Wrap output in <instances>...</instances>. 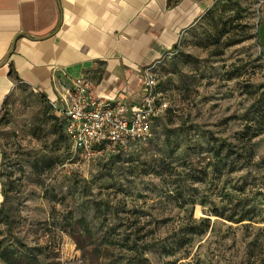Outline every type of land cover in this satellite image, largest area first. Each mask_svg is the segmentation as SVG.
Listing matches in <instances>:
<instances>
[{
  "label": "rangeland",
  "instance_id": "374dc122",
  "mask_svg": "<svg viewBox=\"0 0 264 264\" xmlns=\"http://www.w3.org/2000/svg\"><path fill=\"white\" fill-rule=\"evenodd\" d=\"M197 1L200 17L152 64L166 108L145 144L86 161L46 98L15 81L0 113V252H29L41 264H264L255 36L264 4ZM88 229L100 252L83 261L69 232L91 249Z\"/></svg>",
  "mask_w": 264,
  "mask_h": 264
},
{
  "label": "crops",
  "instance_id": "0c3cea01",
  "mask_svg": "<svg viewBox=\"0 0 264 264\" xmlns=\"http://www.w3.org/2000/svg\"><path fill=\"white\" fill-rule=\"evenodd\" d=\"M201 12L197 0H0V113L16 80L49 101L83 76L93 94L137 105L143 68ZM3 160L0 146V204Z\"/></svg>",
  "mask_w": 264,
  "mask_h": 264
},
{
  "label": "built area",
  "instance_id": "2783aa9c",
  "mask_svg": "<svg viewBox=\"0 0 264 264\" xmlns=\"http://www.w3.org/2000/svg\"><path fill=\"white\" fill-rule=\"evenodd\" d=\"M142 87L139 103L130 106L93 94L91 80L83 76L69 79L48 102L64 120V132L73 151L89 161L104 150L148 142L153 120L166 108L157 90L153 65L143 68Z\"/></svg>",
  "mask_w": 264,
  "mask_h": 264
},
{
  "label": "trees",
  "instance_id": "16d2710c",
  "mask_svg": "<svg viewBox=\"0 0 264 264\" xmlns=\"http://www.w3.org/2000/svg\"><path fill=\"white\" fill-rule=\"evenodd\" d=\"M259 12H260V14H264V6L259 8ZM260 22H261V19L258 20L256 31H255V36L257 38L256 41H257V44L259 46H260V44H259V39H258V26H259ZM260 56L263 57L262 50L260 51ZM263 60H264V58H263ZM57 119L60 122V126L62 128V132L65 135V132H64V120L62 118H60L58 115H57ZM65 137H66V135H65ZM67 140H68V138H67ZM3 159H4V154H3ZM3 196H4V189H3ZM69 236L72 239V241L75 243L76 248L78 250H80L81 256L83 258V261L88 260L89 255L91 253H93V252H98L99 253L100 252L99 248L97 246H94L93 242L91 241V234H90V230L89 229L86 232V236L89 239V244L88 245H93L91 249H88L87 246H85L82 243V236H81V234L79 232H76V231L69 232ZM0 256L5 261L6 264H41L39 259H38V257L36 255H34V254L29 253V252L10 251V250L5 248V249L1 250Z\"/></svg>",
  "mask_w": 264,
  "mask_h": 264
},
{
  "label": "water",
  "instance_id": "95a60500",
  "mask_svg": "<svg viewBox=\"0 0 264 264\" xmlns=\"http://www.w3.org/2000/svg\"><path fill=\"white\" fill-rule=\"evenodd\" d=\"M258 39L264 58V16L261 18V22L258 26Z\"/></svg>",
  "mask_w": 264,
  "mask_h": 264
},
{
  "label": "flooded vegetation",
  "instance_id": "af4514ba",
  "mask_svg": "<svg viewBox=\"0 0 264 264\" xmlns=\"http://www.w3.org/2000/svg\"><path fill=\"white\" fill-rule=\"evenodd\" d=\"M263 16H264V14H261V15H260V19H261Z\"/></svg>",
  "mask_w": 264,
  "mask_h": 264
}]
</instances>
